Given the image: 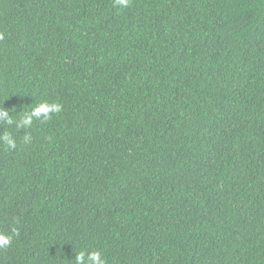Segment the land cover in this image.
Masks as SVG:
<instances>
[{
	"label": "trees",
	"instance_id": "obj_1",
	"mask_svg": "<svg viewBox=\"0 0 264 264\" xmlns=\"http://www.w3.org/2000/svg\"><path fill=\"white\" fill-rule=\"evenodd\" d=\"M0 264H264V0H0Z\"/></svg>",
	"mask_w": 264,
	"mask_h": 264
},
{
	"label": "clouds",
	"instance_id": "obj_2",
	"mask_svg": "<svg viewBox=\"0 0 264 264\" xmlns=\"http://www.w3.org/2000/svg\"><path fill=\"white\" fill-rule=\"evenodd\" d=\"M132 0H113V7L125 9L130 6ZM3 34L0 33V40H3ZM63 110V105L59 102H49L48 100H39L32 107L23 112H17L15 115L10 114L8 109L0 107V123L8 126H15V130H25L23 134V142L29 144L32 142L30 130L35 121L46 123L54 115H58ZM17 142L12 132H4L0 134V148L5 151L16 149ZM19 235L17 228L13 227L10 233L0 232V249L9 247L14 237ZM73 264H107L106 259L99 250H81L75 253Z\"/></svg>",
	"mask_w": 264,
	"mask_h": 264
}]
</instances>
